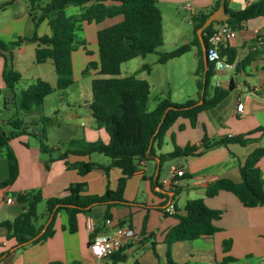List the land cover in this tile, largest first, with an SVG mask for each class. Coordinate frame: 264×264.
Returning <instances> with one entry per match:
<instances>
[{
  "label": "crops",
  "instance_id": "0c3cea01",
  "mask_svg": "<svg viewBox=\"0 0 264 264\" xmlns=\"http://www.w3.org/2000/svg\"><path fill=\"white\" fill-rule=\"evenodd\" d=\"M156 1L160 8L159 0ZM163 1L173 2V0ZM189 1L193 13L208 12L215 2V0H188L185 3ZM240 1L243 2L242 6L234 7L233 10L245 7L244 1ZM231 2L232 0H229V4ZM0 7V39L10 43L23 38L19 44L11 47L12 68L19 72L17 58L27 53L34 57L36 43L28 38L34 32L37 37L50 34L48 21L43 19L34 30L27 0H0ZM121 18V16L107 18L100 23L83 22V25L92 28L93 38H96L97 30ZM262 40H264V16H258L248 19L242 28L236 31L235 37L225 42L235 49L236 57L242 59L250 52L262 49ZM80 47L71 53L72 65L76 54L82 55L83 70L86 71L90 59L85 56L86 45ZM190 51L195 56L197 66L195 48ZM4 54L6 52L0 50V96H6L7 99L2 101V109L8 110L14 108V105L13 93L6 88L2 78ZM96 55L98 56L97 42ZM97 59L99 60V57ZM142 59L144 60L145 56ZM48 61L53 65L51 60L44 63ZM137 72L134 73L138 78L149 82L147 73ZM94 74L97 76V70ZM215 76H217L216 82H219V86L223 88L228 87L229 78L233 77L234 87L217 106L201 111L194 125H191L187 119L179 118L166 131L161 147L156 149V155L170 152L174 145L179 147L189 145L193 150L187 155L167 159L162 163L157 180L160 188L154 182L157 164L154 158L142 161L139 168L127 179L124 198L135 204L112 207L111 225L105 223L104 206H97L88 214L78 213L76 230L70 232L67 227L66 212L61 210L54 220L53 235L23 248L14 247L15 241L8 238L6 228L0 226V253L9 250V253L0 259V264H49L52 261L63 263L77 261L81 264H166L167 250L172 261L177 264H264V205L245 207L236 196L225 190H220L212 197H206L204 193L205 187L218 178L240 181L239 166L256 147L264 145V133L261 132L253 133L251 137L254 140L243 146L237 143L226 146L209 145L212 140L248 133L258 126H264V52L256 53L254 59L239 71L235 70L229 74L219 70L215 71ZM37 78L44 79L36 76L34 80ZM73 79L75 83L76 78ZM55 80L54 74L53 81H47L55 84ZM149 84L151 91V83ZM24 88L18 89L16 86L14 91L18 93ZM55 93L58 101L53 107L54 117L48 126L40 121L36 108L27 112L14 111L16 116L25 119L22 121L27 124L28 134H21L8 141V146L16 158L18 173L10 185L0 189V222L13 220L21 212L22 205L15 198L18 192L27 190L40 192L43 201L37 204L36 211L38 223H42L45 220V209L38 213L39 204H44L47 198L66 196L68 186L72 183H85V193L91 195H101L106 188H116L121 175L116 167H109L107 171L95 167L82 175L77 169L69 166L78 161H91L107 166L110 162L108 157L104 158L95 153L90 155L67 153L65 157H61V154L69 148V140L100 139L103 142L109 140L105 129L97 128L89 113L91 91L87 93L78 91L72 99H68L67 88L55 90L44 97L42 104ZM64 95L67 99H63ZM237 100L243 104L241 112L236 111ZM157 101L147 110L153 109ZM79 120L78 125L76 122ZM8 122L9 118H1L0 113V126L6 131L10 129ZM43 134L45 144L52 147L51 152L40 150L39 140ZM207 145L209 146L206 147ZM257 165L264 179V155L260 157ZM173 168L183 170V174L174 180L170 177V170ZM7 177L8 161L2 149L0 150V182ZM173 190H176V194ZM157 192L166 196L158 195ZM7 197H11L12 202H6ZM194 198H203L209 208L222 211L220 217L213 222L218 227V231L210 236L174 241L168 245L165 242V235L178 221L174 213L183 215L185 202ZM88 220L93 224L92 231L87 228ZM118 226L130 227L135 233V237L126 239L125 245L117 252L125 255V259L113 263L110 255L94 257L89 251L93 239L98 236L113 235ZM224 240L231 241L227 251L223 249ZM224 256H231L235 260L223 262Z\"/></svg>",
  "mask_w": 264,
  "mask_h": 264
},
{
  "label": "trees",
  "instance_id": "16d2710c",
  "mask_svg": "<svg viewBox=\"0 0 264 264\" xmlns=\"http://www.w3.org/2000/svg\"><path fill=\"white\" fill-rule=\"evenodd\" d=\"M27 2L34 30L43 19H47L50 28L48 35L37 37L34 32L28 38L36 43L34 60L38 64L51 60L56 80L52 85L44 79L37 78L20 92H15L14 89L20 81L21 74L12 68L11 47L19 44L23 38L10 43L0 39V50L6 52L2 78L6 88L13 93L12 103L16 112L31 111L42 105L45 96L55 90L68 88L74 83L71 53L78 46L85 47V39L79 35L83 22L100 23L107 18L122 17L121 20L96 32L99 62L97 76L91 80V100L88 103V110L95 126L104 128L109 140L108 142L100 139L95 141L69 140L68 150L61 154L63 158L67 153L81 155L100 153L109 158L110 162L107 166L91 161H78L69 166L77 169L82 175L95 167H100L105 171L109 167H116L121 175L116 188H106L101 195L86 194V184L81 182L70 184L68 193L64 197L45 199V220L42 223H38L36 211L37 204L43 201L40 192L27 190L16 193L15 198L22 205L21 212L13 220L0 222V226L7 230L6 236L15 241L14 247L16 248H23L51 237L54 233L56 214L61 210L66 212L68 230L73 232L76 230L78 213L88 214L95 207L104 206L103 217L110 219L112 207L135 204V202L125 200L124 188L127 179L134 174L142 161L158 158L154 182L160 188L157 180L162 163L167 159L187 155L193 150V147L189 145L184 147L174 145L170 152L156 155V149L161 147L166 131L179 118L187 119L191 125H194L201 111L217 106L228 94L227 88L215 85L212 87L211 95H207L210 78L215 75V70L213 63L207 61V68L204 72L201 49L196 36V29L202 25L208 14L217 8L218 0H215L208 12L200 11L191 14L193 37L188 42L167 52L157 51L163 43V25L161 11L156 0H27ZM228 2L229 0H225L227 19L223 22L213 21L202 29L205 45L208 35L216 24H223L237 31L248 19L264 16V0H253L252 3L239 10L230 9ZM68 5L78 6L79 12L66 14L65 8ZM193 47L197 56V66L194 72L197 76L196 98H188L178 103L165 97L158 100L153 109L147 110L150 94L149 82L138 78L136 73L119 76L122 63L132 58L158 52L157 61L164 63L171 58L183 55ZM261 47L262 49L252 51L242 58L236 71L254 59L256 53L264 52V40H262ZM218 48L227 61L235 59V49L227 42H222ZM96 65L94 62L88 63V66L92 67ZM142 67L149 70L147 64H143ZM200 99L202 102L198 103ZM50 119L41 117L40 121L45 125V122ZM8 123L10 126L8 131L0 126V150L5 151L8 161V177L0 182V189L10 185L18 173L16 158L8 146V141L21 134H28L27 124L23 123L18 116L9 119ZM255 132L264 133V126H258L248 133L212 140L209 145L226 146L230 143H237L243 146L254 140L251 135ZM44 138L43 134L39 140L40 150L51 152L52 147L45 144ZM263 155L264 145L256 147L239 166L240 181L218 178L205 187V196L212 197L220 190H225L236 196L245 207L264 205V179L257 165ZM173 193L176 194V190H173ZM157 194L166 196L161 192ZM184 212L183 215L174 213L178 221L165 235V242L168 245L174 241L210 236L218 231V227L213 222L220 217L222 211L209 208L203 198L187 200L184 204ZM145 219L146 217L144 222ZM222 244L224 251H227L231 241L224 240ZM7 253L9 250L0 253V259ZM166 257V264H177L172 261L169 250H167ZM110 259L116 263L123 261L125 255L116 252L110 255ZM233 260L235 259L231 256H224L222 261ZM49 264L81 263L52 261Z\"/></svg>",
  "mask_w": 264,
  "mask_h": 264
},
{
  "label": "rangeland",
  "instance_id": "374dc122",
  "mask_svg": "<svg viewBox=\"0 0 264 264\" xmlns=\"http://www.w3.org/2000/svg\"><path fill=\"white\" fill-rule=\"evenodd\" d=\"M162 1V2H161ZM185 1L188 0H173L171 3H165L163 0H159V5L162 11V25H163V43L157 48L158 52H167L177 46L188 42L193 37L191 14L189 10L183 8ZM190 3V1H189ZM191 4V3H190ZM243 2L240 0H232L231 4L228 2V7L234 9V7L242 6ZM79 7L76 5H68L65 8L66 14H74L79 12ZM79 35L85 39L86 51L85 56L90 59L88 63L94 62L97 65L95 67L86 65V71L83 70L82 55L76 54L74 57V64L72 65V75L76 78V82L67 88L69 92L68 99H72L74 95L81 93H87L91 91V80L95 77L94 71L98 70V56L96 55V38H93L92 28L82 24V30ZM81 48L78 46L76 49ZM75 49V50H76ZM158 52L149 53L145 55L143 60L141 56L132 58L120 66L119 76H125L135 71L137 73L148 74V80L151 83V91L149 94L147 108H152L155 101L165 97H169L173 102H183L188 98H194L197 92L196 78L194 74L196 68L195 56L192 51H188L183 55L175 58H171L164 63L157 61ZM16 64L21 74L20 81L17 84V88H24L34 81V77L40 76L44 79L53 81L54 69L50 61L44 64H38L35 62L33 55L28 53L17 58ZM143 64L149 66V70L143 69ZM217 76L210 78V85L208 86L207 95L209 96L212 91V87L215 86ZM54 85V84H52ZM57 93L51 95L46 103L36 108L40 118L49 117V121L45 122L48 126L52 121L54 114L52 113L54 105L57 103ZM72 95V96H71ZM7 99L5 95L0 96V113L3 119H12L16 117L15 109L12 107L8 110L2 109V101ZM63 99H67L64 95ZM19 117V116H18ZM20 120L24 119L19 117ZM84 120V119H82ZM25 121V119H24ZM78 125L80 120L76 122ZM10 127V126H9ZM101 157L106 158L100 153H95ZM45 209L43 203L39 204L38 213H41Z\"/></svg>",
  "mask_w": 264,
  "mask_h": 264
},
{
  "label": "built area",
  "instance_id": "2783aa9c",
  "mask_svg": "<svg viewBox=\"0 0 264 264\" xmlns=\"http://www.w3.org/2000/svg\"><path fill=\"white\" fill-rule=\"evenodd\" d=\"M245 5H249L253 0H243ZM183 8L189 10L193 14V8L190 3H185ZM236 35V30L223 24H216L213 31L207 37L206 44V57L207 61L213 63L215 71L223 70L229 74L236 70L239 65L241 58L235 57L232 61H227L224 56L219 52V45L227 39H233ZM220 83L216 82V86ZM243 108L242 102L236 101V111L241 112ZM199 143V141H197ZM183 174L182 168H173L170 170V177L174 180L177 176ZM6 202H12L11 197L6 198ZM105 223L111 225V220L106 219ZM87 228L92 231L93 224L90 220L87 221ZM135 237L134 230L130 227L118 226L115 228L113 235L98 236L93 239L89 246L90 253L96 257L101 258L109 256L113 253L118 252L125 245L126 239H132Z\"/></svg>",
  "mask_w": 264,
  "mask_h": 264
},
{
  "label": "water",
  "instance_id": "95a60500",
  "mask_svg": "<svg viewBox=\"0 0 264 264\" xmlns=\"http://www.w3.org/2000/svg\"><path fill=\"white\" fill-rule=\"evenodd\" d=\"M227 17L228 15L225 12V0H218L217 8L214 9L210 14H208L207 18L202 23V25L196 29V36H197V39L200 45L201 55L203 59L204 72H205V69L207 68V57H206V45L203 39L202 29L204 27L209 26L213 21L223 22L227 19ZM233 87H234V78L230 77L228 81L227 90L231 91ZM201 102H202V99L198 101V103H201ZM156 161L158 162V158H156ZM166 193L169 195L172 194V192H166Z\"/></svg>",
  "mask_w": 264,
  "mask_h": 264
}]
</instances>
